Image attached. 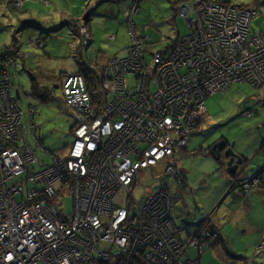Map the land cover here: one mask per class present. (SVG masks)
<instances>
[{"label": "built area", "instance_id": "2783aa9c", "mask_svg": "<svg viewBox=\"0 0 264 264\" xmlns=\"http://www.w3.org/2000/svg\"><path fill=\"white\" fill-rule=\"evenodd\" d=\"M143 1L131 3L126 54L110 60L95 87L80 72L64 77L75 137L65 156L44 148L37 137L34 106L29 113L21 106L12 82L16 60L0 52V85L7 83L0 91V264H201L205 250L219 240L205 222H175L168 184L140 201L133 190L138 172L162 163L177 183H186L175 158L209 123V95L241 81L264 87V29L252 26L255 8L182 0L178 14L188 29L151 57L133 21ZM15 3L21 8L25 1ZM79 27L87 49L90 30ZM260 103L264 113V99ZM29 129L37 148L46 151L41 158ZM69 188L73 210L63 213L57 200ZM257 250L264 251V234Z\"/></svg>", "mask_w": 264, "mask_h": 264}, {"label": "rangeland", "instance_id": "374dc122", "mask_svg": "<svg viewBox=\"0 0 264 264\" xmlns=\"http://www.w3.org/2000/svg\"><path fill=\"white\" fill-rule=\"evenodd\" d=\"M53 1L56 2L59 10H68L70 4L80 0H73L74 2L64 0L61 8L58 0H25L24 6L17 8L18 12L12 7L6 8V4H11L10 0H0V23L4 26V30H0V52L3 54L6 52L8 57L20 60L17 71L13 69L14 83L24 88L20 100L21 106L28 113L31 110L30 106H34L37 137L42 139L44 148L58 156H65L74 140L72 130L74 111L64 102L63 79L66 75L80 72L81 68H85L89 70L91 77L87 79L90 87L93 88L97 83V79L94 78L97 70L101 72V67L108 59L126 54L125 50L131 43L128 18L131 13L132 0H107L86 19H84L85 16L82 18V15L77 18L67 15L66 24L72 29L65 26L59 31L52 30L43 35L33 26L23 25L22 28L19 27L20 32H18L19 29L12 30L13 27L18 26L22 17L27 19L31 14L46 21L57 19L56 24L60 26L61 17L65 15H61L56 8L52 7ZM178 1H143L142 8L133 18L137 33L140 36L151 35L156 42V48H160L168 44L179 33L186 32L188 25L185 19L176 13ZM222 1L255 8L258 15L253 19V28L257 31L264 28V0ZM28 9H36V14ZM44 11L50 13L46 17L38 16ZM51 22L55 24L56 21ZM79 24H89L87 27L90 30V36H93V44L88 51L82 46ZM50 27L52 26L47 28ZM12 33H16V40L11 35ZM113 34H116V38L111 40ZM15 42L20 44L22 52L13 48ZM23 52L27 54V57ZM1 58L0 54V61ZM20 58L26 59L25 63ZM81 70L84 75V69ZM4 72L5 63L0 62V74ZM18 73H21L20 77ZM32 76L35 77L33 80ZM35 82L38 85L51 87L52 96L45 100L36 96L32 90ZM2 83H4L3 86L7 84L6 81ZM3 86L0 85V91L4 89ZM155 87V83H152L151 90L154 91ZM90 94L92 102H95L96 96L94 97L91 91ZM82 96L80 95L81 99ZM263 98L264 87L256 88L246 81L236 82L226 92L209 95L206 100V108L211 116L209 123L204 126L202 132L191 136L188 148L183 150V153L179 152L175 158L178 168L188 179L189 188L182 191L181 188L184 186L179 185L173 175L165 173L166 164L162 163L138 172L133 190L135 200L140 201L147 194L156 192L161 185L168 184L175 202L173 218L179 226L191 227L192 224H197L211 216L216 206V196L221 189L230 185V180L233 178L221 169L222 166L212 154L206 153L209 149L208 145L215 139L224 137L234 144V149L241 155L251 159L259 154L256 161L261 159L262 147H264V114L261 112L260 100ZM87 100L88 98L83 102L86 103ZM246 110H253L254 115L248 117L245 115ZM28 135L33 147L37 148L31 129L28 130ZM37 150L40 158L46 154L41 147ZM46 162L53 163V156L47 155ZM189 189L193 192L189 193ZM57 202L63 209V213H71L73 190L70 188L66 190L64 196ZM255 254L259 255L260 252L256 249L253 253L250 252L252 257ZM217 260L214 250L209 248L202 255L201 264H218ZM220 264H225V262L220 261Z\"/></svg>", "mask_w": 264, "mask_h": 264}, {"label": "crops", "instance_id": "0c3cea01", "mask_svg": "<svg viewBox=\"0 0 264 264\" xmlns=\"http://www.w3.org/2000/svg\"><path fill=\"white\" fill-rule=\"evenodd\" d=\"M58 1L61 3L59 4L60 5L59 7L60 8L63 7L62 4L65 1L64 0H58ZM105 1L107 0H80L78 2L73 1L74 3L70 4L68 10L67 9L59 10L57 8L56 2L53 1L51 3L53 5L52 7L56 8V11L61 13V15H65L64 17L63 16L61 17L62 20L60 26L56 24L58 23L57 19L46 21V20H42V18H37L35 15L31 14L27 19L25 17H22L23 19H21V21L18 23L17 29L22 28L21 26L23 25L25 27H30V26L32 27L33 24L43 29L42 30L43 32H49L52 30L59 31L63 26L64 27L66 26L68 29L70 28L72 29V27H69L66 24V22L68 21L67 15L72 16V18H77L80 15H82L83 18L88 10H90L92 7H95L97 4L100 5V3H103ZM99 5L97 6V8L99 7ZM6 8L8 7L6 6ZM28 10L30 12H34V13L36 12L35 11L36 9H28ZM69 10L71 12H69ZM49 13H50L49 11H44L42 14H39L38 16L46 17ZM53 17H57V16L53 15ZM51 21H56V22L55 24H52ZM42 25H46L47 27L48 26H52V27L47 28ZM14 37L16 40L17 37L16 36ZM91 44H93V36H92ZM18 46L20 47V44ZM110 59H108L107 63L109 62ZM25 60L22 59L21 61L25 63ZM18 75L20 77L21 73H18ZM20 95L22 96V94ZM199 132H196L193 135ZM186 148H188V145ZM186 148L180 150L179 152L183 153L184 152L183 150H186ZM262 151H263L262 158L256 161V158L259 156V154H257L252 158L253 159L252 161L254 164L257 163L256 164L257 167L260 168V171L262 172V175L260 177L263 178V182L257 185H253L248 191H245V193H241V194L234 191L230 193L229 192L230 185L225 189L224 188L221 189V192L216 196L215 199L216 206L213 209L215 213V216H213L214 218L212 220L209 217L206 218L209 225L215 229H218L221 234V240L218 243L213 244V246L211 247L212 250H214V254L217 255L218 264H220V261L225 262V264H245L247 259H253V264H264V252L260 253L259 255L255 254L253 257L250 255V252L253 253L254 250L256 249L257 244L260 241L261 235L264 234V147H262ZM252 176H253L252 173H245L244 176L242 175L240 177V179L241 180L248 179ZM187 182L188 179L186 178L185 184L178 183L179 185L184 186V188H181L182 191L189 188ZM186 184L187 187L185 186ZM192 192L193 191L189 189V193ZM219 258L222 259L219 260ZM258 259L261 260L258 261Z\"/></svg>", "mask_w": 264, "mask_h": 264}, {"label": "water", "instance_id": "95a60500", "mask_svg": "<svg viewBox=\"0 0 264 264\" xmlns=\"http://www.w3.org/2000/svg\"><path fill=\"white\" fill-rule=\"evenodd\" d=\"M98 5L99 4H97L95 6V10L97 9ZM88 14L90 15V13H88ZM89 15H87V16H89ZM84 19H86V17ZM58 27H56V28H58ZM53 29H55V28H53ZM18 31L20 32V29ZM34 78L35 77H33V76L31 77L32 80ZM16 94H17L18 98H21L19 91H17ZM229 143H230V141L228 139L221 137V138H218V139H215L214 141H212V143L209 144L208 147L211 150V154L215 157V159L217 161H219V164L222 166V168L225 169V172H228L230 177L233 178L232 180H230L231 183L229 186V192L232 193V191H234V192L241 194V193H243V185L242 184H244L245 180H249L250 182L257 180L258 184L263 182V178L260 177L262 175V172L260 171V168H258L257 165L253 163L252 158L248 159L246 156H243L240 153H238L234 149L233 143H230L229 149L222 156V154H220V151L223 149L224 145L228 146ZM245 173H252L253 176L248 178V179L241 180L240 177L242 175L244 176ZM218 210H219V208H218ZM213 216H215L214 210L212 212V215L209 216V218L212 220L214 218Z\"/></svg>", "mask_w": 264, "mask_h": 264}, {"label": "clouds", "instance_id": "9594fccd", "mask_svg": "<svg viewBox=\"0 0 264 264\" xmlns=\"http://www.w3.org/2000/svg\"><path fill=\"white\" fill-rule=\"evenodd\" d=\"M11 1H13V3H14V7H15V9L17 10V8H19L17 5H16V3H15V0H10V2ZM25 1V0H24ZM133 1V0H132ZM132 1H131V3H132ZM220 1H222V0H220ZM223 2H226V1H223ZM181 3V2H180ZM226 3H231V2H226ZM142 6H143V3H141V5H140V7H139V9H138V11H137V13L140 11V9L142 8ZM178 6L179 5H177L176 6V13L178 14ZM18 11V10H17ZM136 13V14H137ZM135 14V15H136ZM134 15V16H135ZM179 15V14H178ZM130 16V15H129ZM134 16H133V18H134ZM80 23V22H79ZM87 25H89V24H87ZM264 29V28H263ZM113 35H116V34H113ZM145 37H147V39L145 38ZM144 39H145V42H146V44H147V52L150 54V56L152 57L153 55H154V53L155 52H157L158 50H160V49H162V48H164V47H166V46H168L170 43H171V41L172 40H174V39H172L168 44H166L165 46H161L160 48H156V46H155V41H154V38L151 36V35H146V36H144ZM92 40V39H91ZM111 40H114V39H111ZM92 43V42H91ZM91 43L89 44V46H88V48L91 46ZM130 45V44H129ZM149 47L151 48V49H149ZM88 48H87V51H88ZM20 50V49H19ZM20 52H22L21 50H20ZM117 56V55H116ZM21 57V56H20ZM20 59H22V58H20ZM112 59V58H111ZM110 59V60H111ZM15 60H19V59H15ZM110 60H109V62H110ZM108 62V63H109ZM107 62L104 64V66L103 67H101V72H99V69L97 70V75H98V77H100V75H101V73H102V71H103V69H104V67L108 64ZM236 83V82H235ZM235 83H233V84H235ZM232 84V85H233ZM231 85V86H232ZM231 86L229 87V89L231 88ZM16 87H18L19 89L17 90V91H19L20 92V94H22V92H23V90H24V88H23V86L22 85H18V86H16ZM262 88V87H261ZM228 89V90H229ZM18 99H20V98H18ZM208 99V98H207ZM206 99V100H207ZM264 99V98H263ZM21 100V99H20ZM262 100V99H261ZM65 102V101H64ZM36 109V108H35ZM261 112H262V110H261ZM263 113V112H262ZM264 114V113H263ZM249 117V116H248ZM251 117V116H250ZM204 130V128L202 129V130H200V131H203ZM197 132H199V131H197ZM196 133V132H195ZM73 135H74V131H73ZM193 135V134H192ZM75 138V137H74ZM72 144V143H71ZM206 153H209V149L206 151ZM223 169V168H222ZM223 170H225V169H223ZM246 182H248L249 184H251V186H250V188L253 186V185H257L258 183H257V180H254L253 182H250L249 180H245L244 181V184L246 183ZM243 183V182H242ZM244 184H242V185H244ZM250 188H248V189H244V187H243V193H245V191H248ZM201 222H205V223H207L208 225H209V223L207 222V220L205 219V220H202V221H200L199 223H201ZM192 225H195V224H192ZM210 226V225H209ZM211 228H213L212 226H210ZM215 229V228H214ZM218 232H219V230L218 229H216ZM219 234H220V232H219ZM263 235V234H262ZM261 235V236H262ZM261 239V238H260ZM221 240V234H220V236H219V240L216 242V243H218L219 241ZM216 243H214V244H216ZM258 245V244H257ZM213 246V245H212ZM211 246V247H212ZM210 247V248H211ZM256 250H257V247H256ZM262 252H264V251H262ZM262 252H260V253H262ZM248 260V259H247ZM247 260H246V262H247ZM246 262H245V264H246ZM252 264H253V262H252Z\"/></svg>", "mask_w": 264, "mask_h": 264}, {"label": "trees", "instance_id": "16d2710c", "mask_svg": "<svg viewBox=\"0 0 264 264\" xmlns=\"http://www.w3.org/2000/svg\"><path fill=\"white\" fill-rule=\"evenodd\" d=\"M182 0H179L178 1V3H177V5H179L180 4V2H181ZM7 7H8V9H10L11 7H12V9H14L15 10V7H14V3H13V1H11V4L9 3L8 5H7ZM17 11V10H16ZM257 15H258V12H257ZM253 22V21H252ZM26 24H28V23H26ZM0 26L2 27L0 30H4V26L0 23ZM253 26V25H252ZM64 27V26H63ZM33 28L34 29H38V30H40L41 31V33H47V32H43L42 30L43 29H41V28H39V27H37V26H35L34 24H33ZM12 30H14V31H16L17 30V26H15V27H13V29ZM262 30V29H261ZM255 31H257V30H255ZM260 31V30H259ZM19 32V31H18ZM43 34H41V35H43ZM182 34H184V33H179L178 34V36H180V35H182ZM13 37L14 36H16V33H12L11 34ZM178 36H176V37H178ZM175 37V38H176ZM14 46L15 47H13V48H16V49H20L21 50V48L18 46V44H17V42H15L14 43ZM43 47H44V45H43ZM22 51V50H21ZM126 51V50H125ZM22 60V59H21ZM20 62V60H16L15 61V65L13 66V69H15V71H17V67H18V63ZM13 69H12V82H13V85L14 86H18V85H15V83H14V78H13ZM81 69H84V72H85V76H86V78H88V77H91L90 76V73H89V70L88 69H85V68H81ZM80 69V72L83 74V72H82V70ZM71 74V73H70ZM95 79H97V81H98V75L96 74L95 75V77H94ZM98 83V82H97ZM35 84H36V82L33 84V86H32V90H33V93L36 95V96H38V97H40V98H42L43 100H45V99H49L51 96H52V88L51 87H45V86H41V87H35ZM93 84H95V83H93ZM94 87H95V85H94ZM96 97H97V95H96ZM68 106V105H67ZM69 107V106H68ZM70 108V107H69ZM72 109V108H71ZM35 114H36V112L34 113V118H35ZM263 114V113H262ZM73 128H74V125H73ZM73 128H72V130H73ZM153 168V167H152ZM166 173V172H165ZM166 174H168V173H166ZM168 175H170V174H168ZM183 176H185L184 174H183Z\"/></svg>", "mask_w": 264, "mask_h": 264}, {"label": "flooded vegetation", "instance_id": "af4514ba", "mask_svg": "<svg viewBox=\"0 0 264 264\" xmlns=\"http://www.w3.org/2000/svg\"><path fill=\"white\" fill-rule=\"evenodd\" d=\"M91 11V12H90ZM93 11H95V7H92L90 10L87 11V13L85 14V17L87 18L89 15L88 13H90L89 16L92 15ZM92 42V40H91ZM87 54V53H86ZM42 85H38L37 83L35 84V87H41ZM227 143V142H226ZM230 143L228 144V146L224 145L223 149L220 151V154H222V156L224 155V153L229 149ZM237 151V150H236ZM209 153L211 154V150L209 149ZM226 159V158H225Z\"/></svg>", "mask_w": 264, "mask_h": 264}]
</instances>
